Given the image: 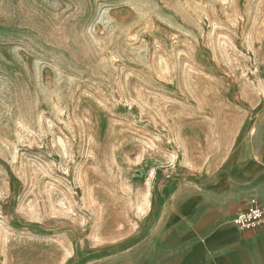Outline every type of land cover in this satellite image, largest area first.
<instances>
[{
	"label": "rangeland",
	"instance_id": "374dc122",
	"mask_svg": "<svg viewBox=\"0 0 264 264\" xmlns=\"http://www.w3.org/2000/svg\"><path fill=\"white\" fill-rule=\"evenodd\" d=\"M258 127L264 0H0V264L126 246Z\"/></svg>",
	"mask_w": 264,
	"mask_h": 264
},
{
	"label": "crops",
	"instance_id": "0c3cea01",
	"mask_svg": "<svg viewBox=\"0 0 264 264\" xmlns=\"http://www.w3.org/2000/svg\"><path fill=\"white\" fill-rule=\"evenodd\" d=\"M254 197L264 200V137L243 143L219 171L172 182L157 196L150 232L84 264H264V228L233 222Z\"/></svg>",
	"mask_w": 264,
	"mask_h": 264
},
{
	"label": "built area",
	"instance_id": "2783aa9c",
	"mask_svg": "<svg viewBox=\"0 0 264 264\" xmlns=\"http://www.w3.org/2000/svg\"><path fill=\"white\" fill-rule=\"evenodd\" d=\"M234 225L244 230L264 228V200L252 198L244 210L236 214Z\"/></svg>",
	"mask_w": 264,
	"mask_h": 264
}]
</instances>
